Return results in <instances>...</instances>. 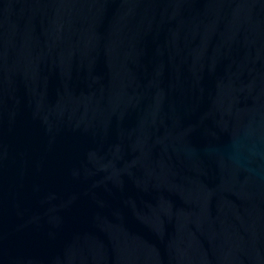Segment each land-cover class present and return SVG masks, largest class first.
Here are the masks:
<instances>
[{
  "label": "water",
  "instance_id": "obj_1",
  "mask_svg": "<svg viewBox=\"0 0 264 264\" xmlns=\"http://www.w3.org/2000/svg\"><path fill=\"white\" fill-rule=\"evenodd\" d=\"M0 264H264V0H0Z\"/></svg>",
  "mask_w": 264,
  "mask_h": 264
},
{
  "label": "clouds",
  "instance_id": "obj_2",
  "mask_svg": "<svg viewBox=\"0 0 264 264\" xmlns=\"http://www.w3.org/2000/svg\"><path fill=\"white\" fill-rule=\"evenodd\" d=\"M240 152V147L239 146H237V153H239ZM253 155H256V153H252ZM232 162H233V164L236 166V167H242V163H241V160H240V157H239V155H237L236 157H234L233 158V160H232Z\"/></svg>",
  "mask_w": 264,
  "mask_h": 264
}]
</instances>
